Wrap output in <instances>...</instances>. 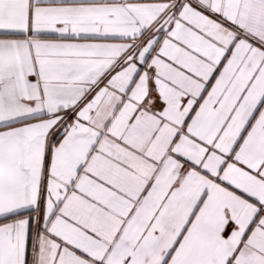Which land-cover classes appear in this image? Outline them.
Instances as JSON below:
<instances>
[{"label":"snow or ice","instance_id":"obj_1","mask_svg":"<svg viewBox=\"0 0 264 264\" xmlns=\"http://www.w3.org/2000/svg\"><path fill=\"white\" fill-rule=\"evenodd\" d=\"M0 264H264V0H0Z\"/></svg>","mask_w":264,"mask_h":264}]
</instances>
